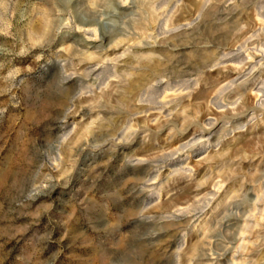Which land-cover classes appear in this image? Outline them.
<instances>
[{"label":"clouds","instance_id":"1","mask_svg":"<svg viewBox=\"0 0 264 264\" xmlns=\"http://www.w3.org/2000/svg\"><path fill=\"white\" fill-rule=\"evenodd\" d=\"M5 140L0 264H264V0H0Z\"/></svg>","mask_w":264,"mask_h":264},{"label":"rangeland","instance_id":"2","mask_svg":"<svg viewBox=\"0 0 264 264\" xmlns=\"http://www.w3.org/2000/svg\"><path fill=\"white\" fill-rule=\"evenodd\" d=\"M36 0H33V3H35ZM16 19H17V16L16 15H13V17L9 20V24L14 28L15 25H16ZM213 75H215V73H213ZM194 100L196 99V97L193 98ZM8 143L7 140L4 141L3 144H0V148H3L6 144ZM237 146H239V143H237ZM193 165H195V161H192ZM8 182L11 183V178L9 177L8 178ZM5 192H7V188H5ZM75 211V209L73 208H70L69 209V212H73ZM67 219L69 220V222L71 223L73 217L71 216H68ZM74 236H78L79 234H76V233H73ZM67 239V237H65Z\"/></svg>","mask_w":264,"mask_h":264}]
</instances>
